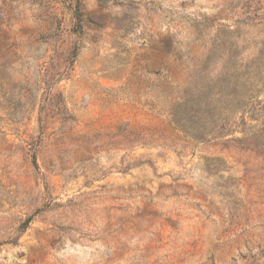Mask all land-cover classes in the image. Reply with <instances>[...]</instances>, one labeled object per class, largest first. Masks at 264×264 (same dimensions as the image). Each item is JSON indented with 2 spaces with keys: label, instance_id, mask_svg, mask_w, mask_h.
<instances>
[{
  "label": "rangeland",
  "instance_id": "1",
  "mask_svg": "<svg viewBox=\"0 0 264 264\" xmlns=\"http://www.w3.org/2000/svg\"><path fill=\"white\" fill-rule=\"evenodd\" d=\"M0 264H264V0H0Z\"/></svg>",
  "mask_w": 264,
  "mask_h": 264
}]
</instances>
